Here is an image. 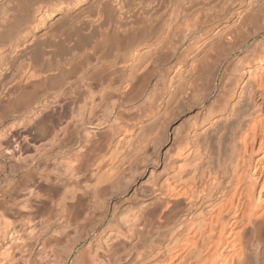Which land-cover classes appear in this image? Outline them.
Segmentation results:
<instances>
[{"label": "bare ground", "instance_id": "bare-ground-1", "mask_svg": "<svg viewBox=\"0 0 264 264\" xmlns=\"http://www.w3.org/2000/svg\"><path fill=\"white\" fill-rule=\"evenodd\" d=\"M7 220L73 228L57 264H264V0H0Z\"/></svg>", "mask_w": 264, "mask_h": 264}, {"label": "rangeland", "instance_id": "rangeland-1", "mask_svg": "<svg viewBox=\"0 0 264 264\" xmlns=\"http://www.w3.org/2000/svg\"><path fill=\"white\" fill-rule=\"evenodd\" d=\"M10 222L11 221H8V220L5 222L3 221L0 222V264H31L34 258L35 260H37L36 257L39 260L40 257H38L39 255H37L36 253L40 252L37 250H39V247H40L39 243H41L42 241H44L48 245L49 251L52 249L50 254H52L53 257L52 256L51 257L53 261L57 264L58 258H59V261L62 262V260L66 257L67 252L69 250L67 248H69V246H72L74 243H77V240L75 241V239L78 236L77 237L74 236L73 238L72 236L73 232L70 237L69 235H67V232L72 231L73 228H71L68 225H64L62 223L52 222V226L54 227V229H56V231H54L53 234H47V231L49 229L47 228L39 229V227L37 226L34 230V235L33 234L31 235L30 233L27 232V230H30L29 226L28 227L26 226L27 228L26 232L18 231L16 230V228L18 227L17 223L13 225L11 224L12 222L11 223ZM17 229H19V227ZM33 243L35 244V248L31 252V255H29L30 258H28V253H30L29 250L31 248L30 246H34ZM88 243H89V240H85V241L82 240L80 243H78L76 247V252H74L71 255V257L67 258L66 264H72L77 254H79L81 250L83 251ZM118 245L119 247L117 245L116 247L121 248L122 243ZM25 249L28 250L29 252L27 253ZM31 256L32 257L36 256V257L32 258ZM108 259L107 257H105V260L103 261V263L101 262V264H126V260H124L125 256L122 259L123 262H120V263L118 261H117L118 263L116 261L115 263H112V261L110 263Z\"/></svg>", "mask_w": 264, "mask_h": 264}]
</instances>
